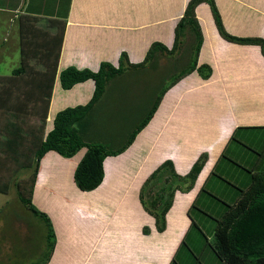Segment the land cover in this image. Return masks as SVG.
Returning <instances> with one entry per match:
<instances>
[{
    "label": "crops",
    "instance_id": "crops-1",
    "mask_svg": "<svg viewBox=\"0 0 264 264\" xmlns=\"http://www.w3.org/2000/svg\"><path fill=\"white\" fill-rule=\"evenodd\" d=\"M18 1L11 2L13 7L0 8V76H10L21 66L20 21L26 23L35 17L34 27L49 35L57 31L54 20L65 21L45 132L51 129L57 112L86 105L93 93L92 81L63 90L58 79L61 71L68 67L97 71L101 63L116 67L121 53L127 55L129 63L137 64L153 43L171 48L174 27L188 2L67 0L63 10L60 0H52L49 9L45 7L50 0H40V6L34 7L29 2L24 8H19ZM214 2L229 34L264 39V0ZM196 18L203 37L197 66H209L210 77L202 79L193 71L171 86L131 145L104 159V177L95 190L81 192L75 186L77 160L64 159L55 152L46 153L40 160L31 199L48 217L55 234L47 264H169L188 228L189 207L200 187L211 179L222 151L232 145L228 144L231 135L238 128L264 127V59L259 48L220 38L206 4L196 8ZM32 38L40 49L38 32ZM32 48L36 56L28 63L36 72L43 71L40 51ZM178 58L179 52L158 55L151 66L110 83L94 114L104 107L113 114L111 123L99 134L96 130L89 136L102 140L111 136L123 142L155 98L161 72L183 67L186 58L182 64ZM10 60L17 66L6 74L2 66ZM118 109L122 112L119 119ZM202 153L208 159L193 188L188 193H175L165 216L166 228L158 233L154 219L140 203L141 185L166 160L172 162L178 175L187 174ZM8 194V200L2 202L6 207L0 212V264H40V255L43 257L47 249L46 227L43 224L45 230L40 236L41 220L30 214L39 223L32 221L14 193L12 197ZM19 213L26 221L21 238L13 229ZM144 227L149 229L147 235L142 233Z\"/></svg>",
    "mask_w": 264,
    "mask_h": 264
},
{
    "label": "trees",
    "instance_id": "trees-1",
    "mask_svg": "<svg viewBox=\"0 0 264 264\" xmlns=\"http://www.w3.org/2000/svg\"><path fill=\"white\" fill-rule=\"evenodd\" d=\"M200 4L208 5L220 38L237 45L257 46L264 59L263 38L236 37L229 34L222 24L214 0H188L174 27L171 48L153 43L144 60L137 64L129 63L127 55L121 53L116 67L109 63H101L97 71L79 70L74 67L61 71L58 79L63 90H69L79 83L92 81L93 93L86 105L65 108L57 112L52 120V127L47 132H45L46 118L65 21L52 22L57 29L54 35L34 27L35 17H30L26 23L20 21L21 66L10 76H0V86L2 85L0 88V194H8L13 190L21 206L45 225L47 249L39 260L40 264H47L55 244V234L48 217L35 208L31 199L40 160L48 152H55L67 160H77L73 173L75 186L81 192L95 190L104 177V159L117 156L131 145L136 135L151 120L163 95L171 86L193 71H196L202 79L210 77L209 66H197V57L203 41L196 18V8ZM37 32L40 35V49L36 39L31 41L32 36L34 37ZM44 37L49 39L46 41ZM32 46L40 51L43 71L36 72L28 63L32 56H36ZM177 52H179L177 61L180 64L182 59L186 58L183 67L178 65L171 72L169 70L161 72L158 76L155 98L147 105L123 142L118 143L111 136L107 137V140L99 139L97 135L89 136L90 133L95 134L96 130V134H99L103 127L104 130L111 123L113 114L104 107L100 109L98 115L94 114L110 83L121 79L126 73L136 72L147 65L151 66L158 55L173 56ZM122 84L124 83H119L120 87L123 86ZM121 113L118 109V119ZM239 129L246 128L236 129L228 141L229 145L238 142L235 135ZM259 156L261 157L260 153ZM221 157H224L223 153ZM207 159L206 153L199 155L189 172L183 176L178 175L172 162L166 160L143 182L139 200L144 211L154 219L158 233H162L166 228L165 216L172 206L175 193H188L193 188ZM262 171L257 170L256 166L254 170L249 171L247 185L237 188L240 190L238 199L233 206H227V211L216 224L213 246L205 240L206 246L213 250L219 264H264V172ZM214 175L212 170L210 177ZM200 191H204L203 187ZM146 195L149 196L147 200ZM194 202L187 212L191 224L194 222L189 213L191 209H195ZM142 233L147 235L149 229L144 227ZM171 262L173 263V259Z\"/></svg>",
    "mask_w": 264,
    "mask_h": 264
},
{
    "label": "rangeland",
    "instance_id": "rangeland-1",
    "mask_svg": "<svg viewBox=\"0 0 264 264\" xmlns=\"http://www.w3.org/2000/svg\"><path fill=\"white\" fill-rule=\"evenodd\" d=\"M19 1V8L27 7L29 2L32 7L40 6V0ZM11 2H14V0H0V8L5 6L6 8L4 9H7V6L13 7L14 4ZM51 3L52 0L49 1V4L46 5L45 8L49 9ZM59 3L63 10L65 4L68 6L67 0H60L58 4ZM45 4L46 1L42 3V5ZM2 38H0V40ZM14 54L15 57H17L18 49L16 47ZM16 64L13 65L12 60H10L5 66H2L3 72L6 74L9 73L12 68L17 66ZM235 139L238 142H233L230 147L228 146L222 151L224 157L220 158L214 170L215 175L210 177L211 179L206 185H202L204 191H200L202 187L198 190L199 194H196L194 198L195 202L193 201L195 209H191L189 213L194 224H191L188 219V228L185 230L184 235L180 239V243L177 245L176 251L172 257L173 263L171 259L169 264H219L213 250L206 246L205 243L207 241L209 245L213 246L216 224L227 211V206H233L238 199L240 190L237 188H243L246 186L245 184L248 183V178L250 177L249 171L254 170V166H256L257 170H263L262 172H264V129H260V127L239 129L237 130ZM13 193V190L10 191L11 197ZM8 197L9 194H0L1 213L6 207H2V202L7 201ZM148 197V195L145 196L146 200L149 199ZM23 213L26 212L23 210ZM25 215L31 218L32 221L34 220L36 222L38 220L33 218L30 214ZM14 221V232L17 234L16 236H20L21 238L24 234L23 224L26 223L25 217L23 214L19 213V216L15 217ZM37 223H39V220ZM39 225L40 236H42V231L45 230V227L41 221ZM1 242L3 241H0V243ZM0 248L2 247L0 246ZM41 258L42 255H40V259Z\"/></svg>",
    "mask_w": 264,
    "mask_h": 264
}]
</instances>
